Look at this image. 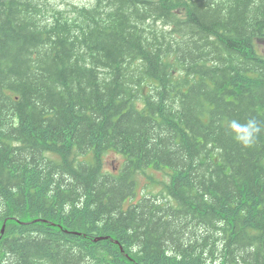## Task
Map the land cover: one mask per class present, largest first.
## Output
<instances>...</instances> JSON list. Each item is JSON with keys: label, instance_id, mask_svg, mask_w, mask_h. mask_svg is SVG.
I'll return each instance as SVG.
<instances>
[{"label": "trees", "instance_id": "obj_1", "mask_svg": "<svg viewBox=\"0 0 264 264\" xmlns=\"http://www.w3.org/2000/svg\"><path fill=\"white\" fill-rule=\"evenodd\" d=\"M260 40L264 0H0V264H264Z\"/></svg>", "mask_w": 264, "mask_h": 264}, {"label": "rangeland", "instance_id": "obj_2", "mask_svg": "<svg viewBox=\"0 0 264 264\" xmlns=\"http://www.w3.org/2000/svg\"><path fill=\"white\" fill-rule=\"evenodd\" d=\"M92 0H54V3L58 5V7H61L63 10H70L73 4H78V5H85L91 3ZM257 51L259 53L264 54V40H260L257 42L256 45ZM50 157L60 159V157L57 154H49ZM94 155L92 153H89L87 155H84L83 158H86L88 160H91ZM104 157V168L105 171L107 172H113L115 174L120 173L122 170V167L125 164V157L120 154L118 151H111L108 152L107 154L103 155ZM170 169L165 168V169H154V168H149L146 169L143 172H140L137 175V193L132 199L134 202H137L140 200L144 195H160L162 197V194L164 195L166 184H168L171 180L170 177ZM130 201H128L129 203ZM127 203V204H128ZM23 217H29L28 222L34 217L33 215L27 216L25 214ZM79 218H82L79 216ZM13 219L12 221H14ZM38 222L42 220H37ZM28 222L24 225H28ZM34 222V221H33ZM75 226L76 230H83L85 231V221L82 223L77 222V225ZM32 223H29V226H31ZM6 226V225H5ZM12 226V225H11ZM10 226V227H11ZM105 239V238H104Z\"/></svg>", "mask_w": 264, "mask_h": 264}, {"label": "clouds", "instance_id": "obj_3", "mask_svg": "<svg viewBox=\"0 0 264 264\" xmlns=\"http://www.w3.org/2000/svg\"><path fill=\"white\" fill-rule=\"evenodd\" d=\"M250 127L253 128L254 131H259L258 128L255 127V123L254 122H250L249 124ZM233 127H239L237 124H235V122L233 123ZM249 141L248 140H245V143L247 144Z\"/></svg>", "mask_w": 264, "mask_h": 264}]
</instances>
